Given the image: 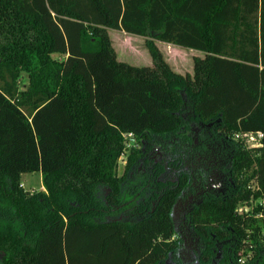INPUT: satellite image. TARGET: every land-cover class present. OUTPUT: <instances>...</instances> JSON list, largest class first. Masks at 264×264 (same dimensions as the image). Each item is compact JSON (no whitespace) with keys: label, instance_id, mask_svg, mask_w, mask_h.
Here are the masks:
<instances>
[{"label":"trees","instance_id":"trees-1","mask_svg":"<svg viewBox=\"0 0 264 264\" xmlns=\"http://www.w3.org/2000/svg\"><path fill=\"white\" fill-rule=\"evenodd\" d=\"M109 28L146 36L153 64L119 60ZM157 40L200 51L193 73ZM210 130L236 185L191 213L199 261L231 237L238 264L262 260L264 0H0V264H195L174 204ZM35 171L44 191L20 182Z\"/></svg>","mask_w":264,"mask_h":264},{"label":"flooded vegetation","instance_id":"flooded-vegetation-1","mask_svg":"<svg viewBox=\"0 0 264 264\" xmlns=\"http://www.w3.org/2000/svg\"><path fill=\"white\" fill-rule=\"evenodd\" d=\"M193 128L195 130L196 127ZM196 129L200 132L199 127ZM199 132L197 133L198 137H196V132L194 133V140L195 142L200 140L204 145L201 150L202 156L198 159L201 164L198 168H189L190 177L188 184L176 198L173 213L175 228L183 242V248L178 253L190 258L195 264H203L199 261V258L205 243L191 226L190 216L192 211L204 201L206 195H224L230 193L233 189L232 187L236 185L231 169L232 153L235 151L236 145L231 140L226 141L217 137L211 130L202 131L200 134ZM218 138L225 142H221ZM191 146L194 147V143ZM192 155L193 153L190 152L189 157ZM186 166L190 167L191 164L187 163ZM130 173L133 179L137 180L133 170ZM166 175L178 176L176 169H168L160 176ZM173 178L178 181V177ZM232 241L233 237L227 240L228 248L226 251L222 250L223 242H220L215 256L206 264H238L234 250L235 244ZM240 264H264V258L262 257V260H243Z\"/></svg>","mask_w":264,"mask_h":264},{"label":"rangeland","instance_id":"rangeland-1","mask_svg":"<svg viewBox=\"0 0 264 264\" xmlns=\"http://www.w3.org/2000/svg\"><path fill=\"white\" fill-rule=\"evenodd\" d=\"M108 33L111 37L112 44L116 50L117 57L121 61L133 65H152L153 59L146 46V36H140L135 34H129L123 30L108 29ZM157 45L164 54L165 59L169 62L171 67L182 74L187 72L193 73L194 57L196 55H202L198 50L192 48H184L171 43H166L157 40ZM28 83V76L26 72H23V78L21 82L22 88ZM247 143L250 145L252 140L246 138ZM134 144L129 143L131 148ZM127 154L120 157L118 172L121 174L124 170V165L126 163ZM22 186L28 191H44L45 187L42 181L41 172H25L22 173L21 180ZM247 203H238L236 210L239 213L246 212L248 209L246 207ZM254 207V204L249 205V208ZM248 209V210H247Z\"/></svg>","mask_w":264,"mask_h":264},{"label":"built area","instance_id":"built-area-1","mask_svg":"<svg viewBox=\"0 0 264 264\" xmlns=\"http://www.w3.org/2000/svg\"><path fill=\"white\" fill-rule=\"evenodd\" d=\"M263 136V132H261V131H259V132H257V133H248L247 134V136L246 137H248V139L250 138V140H252V142H254V143H256V144H259L260 143V138ZM251 185H249V187H250ZM252 188L254 189V190H259L260 189V187L258 186V185H252ZM260 201H262V199H261V197H257L253 202L254 203H251V204H254L255 206H257L258 204H259V202ZM249 205H250V203H247L246 204V207L248 208V209H253V206L251 207V208H249ZM247 209V210H248ZM243 260H244V258L242 257L241 259H240V261H242L243 262Z\"/></svg>","mask_w":264,"mask_h":264}]
</instances>
